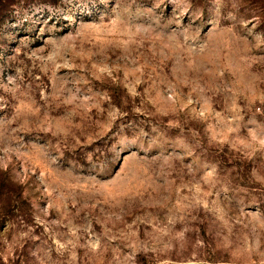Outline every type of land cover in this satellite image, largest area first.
<instances>
[{"label":"rangeland","instance_id":"374dc122","mask_svg":"<svg viewBox=\"0 0 264 264\" xmlns=\"http://www.w3.org/2000/svg\"><path fill=\"white\" fill-rule=\"evenodd\" d=\"M0 264H264V0H0Z\"/></svg>","mask_w":264,"mask_h":264}]
</instances>
